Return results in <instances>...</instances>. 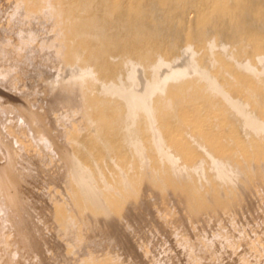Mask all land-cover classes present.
<instances>
[{
  "label": "bare ground",
  "instance_id": "bare-ground-1",
  "mask_svg": "<svg viewBox=\"0 0 264 264\" xmlns=\"http://www.w3.org/2000/svg\"><path fill=\"white\" fill-rule=\"evenodd\" d=\"M19 3L15 25L9 15L19 44L11 49L0 41V94L19 102L0 97V264L17 257L6 225L26 254L44 262L26 192L37 172L30 164L43 168L48 156L60 163L54 177L69 194L57 209L61 227L87 229L89 236L106 228L136 264L142 240L160 251L155 264H181L182 255L169 253L173 239L187 264H222L245 235L255 234L264 213L256 203L258 181L252 182L264 178V0ZM37 20L49 22L53 36L36 49L35 33L25 34L20 24ZM12 127L30 136L40 151L36 159ZM160 202L171 226L153 216ZM230 203L237 217L225 221ZM112 208L138 229L149 227L142 240L131 234L142 230L125 227L129 234ZM160 240L166 245L158 249Z\"/></svg>",
  "mask_w": 264,
  "mask_h": 264
},
{
  "label": "rangeland",
  "instance_id": "rangeland-1",
  "mask_svg": "<svg viewBox=\"0 0 264 264\" xmlns=\"http://www.w3.org/2000/svg\"><path fill=\"white\" fill-rule=\"evenodd\" d=\"M19 1L20 0H0V30L1 31L2 30H5V31H2V33L0 32V41H3L5 43L8 42L6 44L11 49H14V47L18 46V44H19L18 40L20 41V38L16 34L11 33V30L13 29L11 27L13 25H15L14 20L22 17V13L19 15V14H17V11H16L17 8H19V5H20ZM49 1L53 3V0H49ZM14 6H15V8H14ZM7 10H9V12L11 11V14L10 13L8 14V11ZM9 15H11L10 18L12 17V19H13V21H11L13 25L10 22L11 19L9 18ZM30 25L31 24H29V25L20 24V28H21L20 30L23 31L25 34L29 33V31H31V34H33V32L35 33L34 34V36H35V42H34V44L32 46L33 48H36V49L39 48L43 43L48 42V39L51 36H53V34H51L52 30H51V27H50L51 24L49 22L47 23V22H44V21L37 20V21L33 22L31 26ZM33 25L35 26V28H34ZM8 26H9V28H8ZM44 27H45L46 30H44ZM49 28H50V32H49ZM13 31H14V29H13ZM48 32H49V34H47V35H50L49 37L46 35V33H48ZM43 37H45V38L42 41ZM35 65H36V61H34L33 64L27 65L26 68H27V70L29 72H32L34 70ZM55 67L56 66H53L52 68H55ZM16 76H18V72L17 71L13 72V77H16ZM28 80L32 84L31 87H33V84L35 83L36 79L33 78V77H30ZM27 91L34 92L32 90V88L28 89ZM40 95L42 96L41 98H40ZM40 95L39 94L36 95V98L42 99V98L45 97L42 94H40ZM0 97L5 102H9L11 104L13 103L12 105H18L19 104L18 98H15L13 96L12 97H7V96H4V95H1L0 94ZM6 98L10 99V101L8 99H6ZM76 119L77 118L74 119V118L71 117L69 120L73 122L74 120L76 121ZM68 123H69V121H68ZM15 131H18V133L15 134L14 133ZM23 131H24V129L21 128V127H18L17 129H15V127H12L11 128V133L12 132L14 133V135L16 136V139L19 142V146H22L23 147L25 153H27L28 156H30V157H33V156H34V158L35 157H38L40 151L34 145V143L32 142V140L30 138V136L25 131L24 132ZM61 136L62 137H65V135H63V134ZM27 147H28V149H27ZM29 149L31 150L30 152H29ZM32 151H33V154H32ZM47 162H48L47 165H45L43 168H40V169H43V171L42 170L40 171L39 166L38 167H35L37 165L36 162H34V163L32 162V164H30L31 166H33L34 171L35 170L37 171V172L36 171L35 172H36V174L38 173V176L35 174L34 178L32 177V179H30V181H29V186H30L29 188H30V190L28 188V192L29 191L30 192H29V194H28V192H26V197L29 200V202H31V205L33 206L32 207L33 208V211H34L33 212V215L35 216V218L37 219V222H38L39 230L37 232V236L40 239V241L42 242V245H43V248H44V262L42 263L40 261V259L37 258V257H35V256L32 257L31 255L26 254L24 252V250H22L20 248V246L15 243V241H16L15 238L16 237L14 238L15 234L12 232L13 230L11 229V227L8 226V225H6L5 228H4V230L6 232L5 240H6V242H8V243L11 244V249L13 251H15L16 254H17V257L14 259V264H30V262H31V264H80V262H81V264L82 263L83 264H86L87 262L91 261L92 258H93V261L96 262L97 264H105V262H106V264L107 263L108 264H111V263L112 264H116V263L119 264L120 262H121L120 264H134L136 262L134 260V258H133L134 256H132V254L129 253L122 246V244H118L117 242L111 240V238L109 236V233H108V230H106V228H103V227L100 226V227H98V229L96 230L95 233H90L88 231L90 234H92V235L89 236V235H87L84 232V231H87V229H85L82 232V230H83V228H82V230H81L82 233L79 234L80 233L79 232L80 230L78 231V230L75 229L76 232H74L75 231L74 230L73 233H72V230L74 228L73 229L70 228L71 229V232H70L69 231L70 229L68 230V229H65V228L61 227L62 225L60 226V222H58L59 220L57 219V209H58L59 206L64 205V203L66 202V199H67L66 195H69V194H68V191L67 192L64 191V188H63L64 185L62 186V184L59 181H57L56 178L54 177L57 174H59V172L61 170L60 163L58 161H56L54 157L51 158L50 156H48ZM35 163H36V165H35ZM257 163H258V161H257ZM261 163H260V165L258 164V166H261ZM262 165H264V164H262ZM36 168H38V169H36ZM42 174H44V175H42ZM38 177L40 179H38ZM40 180H42V181H40ZM256 181H258L257 188H258V193H259L258 199L256 200L257 207L261 211H264V185L262 184V182H264V178L263 177L260 178V176H259L256 179V177H253L252 178V182H256ZM41 188H42V190H41ZM47 196H49V197H47ZM134 198L135 197H133V199L132 198L131 199L132 200H135ZM195 204L197 205L196 202H195ZM230 204H232V209L231 208L230 209L228 208L226 210V212L228 213V210H229V213L228 214L231 213L233 215V217H231L232 216L231 214H230L231 216H229L226 213L225 216H224V220L225 221L226 220L229 221L230 219H234V218L237 217V214L235 212L236 210H233L234 209L233 207L235 205L233 203H230ZM157 206L154 207L153 216L155 218L156 217L158 218L160 216V219H158L156 221L160 225H166L168 223L167 225L168 226H171V224H169V223H171L173 221V218L169 214V212L166 211L167 205H165L164 203L160 202L159 204H157ZM129 207H130V205H129V202H128L127 204L124 205L123 209L124 208H127L128 209ZM112 210H113L114 213H116V212L118 213V214L116 213V216H117L119 222L121 220L120 224L123 226V228L126 227L129 231H134V230H142L143 231V232L141 231V233H140V231H137V232L134 231L133 233L131 232V234H135V235H136V233H138L137 234L138 235V238H136L137 241L140 238L139 235H141L143 237V234L144 233L147 234L149 227L147 225H144L145 223L143 225H141V228L140 229H138V227L135 224H132V222H130L129 218L126 215H124L125 213L124 214L123 213L122 214L119 213L120 211L118 210V208H116V210H115V208H112ZM172 210H173V208L171 209V207H170V211H172ZM231 210L233 212H231ZM159 212H162V215ZM172 212H174V211H172ZM175 212H176V210H175ZM122 216H123V218H122ZM163 216H165V218L166 217L167 218L164 219ZM262 216L264 217V213H261V216H260L261 218L258 220V222H256L257 225L259 224V221H260V224L262 223L261 226L259 224L258 227L255 228V230L257 232L254 231L255 234H253V236H252V233H248V232H247L248 234L246 233L247 235H245L246 237H248L247 239H249L251 237L252 238L249 239V240H246L245 239L246 237H243V240L241 242V245L239 244V247L235 251H233V253L230 252V253H232L230 256L234 260L230 259V256L229 257L227 256V258L224 259V261H223L222 264H242L241 261H240L242 258L247 261V264H264V228H263L264 222H261V220L264 221V219L262 218ZM229 217H230V219H229ZM166 221H168V222H166ZM211 225H215L214 227H216V222L215 221H212V224ZM130 226H132L133 228L130 227ZM128 227L131 228L132 230L129 229ZM62 228L65 231L66 230L68 231V234L67 235L64 234L65 231H63ZM126 228H125V230H127ZM57 229H58V231H57ZM144 229L146 230V232H145ZM128 230H127V232H128ZM67 231H66V233H67ZM77 231L79 233H77ZM69 232H70V234H73V235L70 236ZM128 233L130 234V232H128ZM78 234H79V236H78ZM82 234H84V235H82ZM81 235L83 237L85 236L83 239L84 240H88V241L86 242V241L82 240V236ZM137 235H136V237H137ZM64 236H65V238H64ZM74 237L75 238L78 237L79 240L78 241H77V239L74 240ZM162 239H164V237ZM80 240L83 241V242H81ZM139 240H142V239H139ZM173 240H174V242H177V241H175V239H173ZM251 240H253V241H251ZM142 241L144 242V240H142ZM164 241H166V240H164ZM171 241L172 240L169 239V241H166V242H171ZM249 241H251L253 243V245ZM70 242H72V243H70ZM141 242L138 241L136 243H140V250L142 248L141 252H143L144 254L140 253L138 255L139 257H138L137 260L140 261L139 262L140 264H155L156 261L159 259L158 256L160 254L159 253L160 251L158 252L156 250L155 253H153V251H150V250L146 249L144 243L141 244ZM160 242H161V244H158V249H161V247H163V246L166 245V244L165 245L164 244L162 245V242H163L162 240H160L159 243ZM174 242H172L171 244L168 245L169 247H172V248H169L168 247L170 249V251H171L169 253L171 255H174V256L175 255L176 256H179L180 255V257L182 255V257L180 258V260L182 259L181 260V262H182L181 264H187V262L185 261L186 260L185 259L186 257L183 256V254L180 253V250H177L179 246L176 243L173 244ZM81 243H82V245L79 246ZM69 245H70V247H69ZM141 245L142 246L144 245V246L141 247ZM75 246H77V247H75ZM175 250L176 251H179V253L178 252L176 253ZM0 251L2 252L1 247H0ZM122 251H124V252H122ZM69 252H71V253H69ZM248 252H250V253H248ZM70 254H73V256L70 255ZM74 254H76V255L78 254V255L76 256ZM156 254L158 256H156ZM234 254H235V256L232 257V255H234ZM67 255H69V257ZM107 255H108V257H106ZM154 255L156 257H154ZM249 255H251V256L249 257ZM74 257H76V260H75ZM105 257H106V259H105L106 261L104 260ZM116 257H118V258H116ZM83 258H84V261H83ZM112 258L114 259L115 262L112 260V262L110 263L109 261H111L110 259H112ZM154 258H157V259L154 260ZM116 259L118 260V262H116L117 261ZM148 259H150V260H148ZM34 260H37V261H34ZM73 260L75 261V263H74ZM32 261H33V263H32ZM152 261H153V263H152ZM201 261H203V262L201 263ZM201 261L197 262V264H210V261H205V260H201ZM184 262H186V263H184Z\"/></svg>",
  "mask_w": 264,
  "mask_h": 264
}]
</instances>
